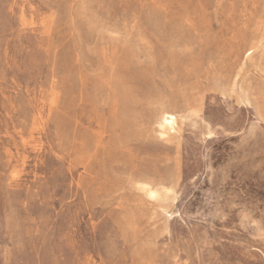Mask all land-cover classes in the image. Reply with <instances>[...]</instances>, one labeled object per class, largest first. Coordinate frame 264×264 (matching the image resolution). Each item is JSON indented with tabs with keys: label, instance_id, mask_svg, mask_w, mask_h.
I'll return each instance as SVG.
<instances>
[{
	"label": "rangeland",
	"instance_id": "rangeland-1",
	"mask_svg": "<svg viewBox=\"0 0 264 264\" xmlns=\"http://www.w3.org/2000/svg\"><path fill=\"white\" fill-rule=\"evenodd\" d=\"M0 264H264V0H0Z\"/></svg>",
	"mask_w": 264,
	"mask_h": 264
},
{
	"label": "bare ground",
	"instance_id": "bare-ground-1",
	"mask_svg": "<svg viewBox=\"0 0 264 264\" xmlns=\"http://www.w3.org/2000/svg\"><path fill=\"white\" fill-rule=\"evenodd\" d=\"M173 117L171 115L164 114L162 121L165 125H170L172 123Z\"/></svg>",
	"mask_w": 264,
	"mask_h": 264
}]
</instances>
